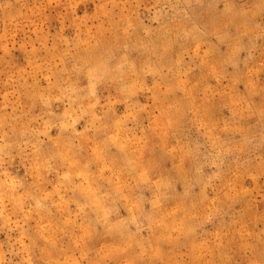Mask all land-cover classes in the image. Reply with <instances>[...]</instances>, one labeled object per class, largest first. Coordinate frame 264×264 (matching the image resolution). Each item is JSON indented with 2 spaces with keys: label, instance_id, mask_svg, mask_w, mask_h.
<instances>
[{
  "label": "rangeland",
  "instance_id": "rangeland-1",
  "mask_svg": "<svg viewBox=\"0 0 264 264\" xmlns=\"http://www.w3.org/2000/svg\"><path fill=\"white\" fill-rule=\"evenodd\" d=\"M0 264H264V0H0Z\"/></svg>",
  "mask_w": 264,
  "mask_h": 264
}]
</instances>
